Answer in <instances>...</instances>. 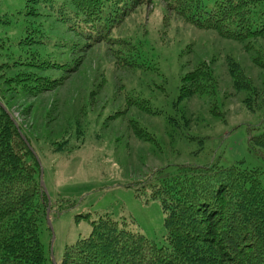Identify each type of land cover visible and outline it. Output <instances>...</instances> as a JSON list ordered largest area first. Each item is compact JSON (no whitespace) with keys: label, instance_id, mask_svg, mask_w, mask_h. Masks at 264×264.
<instances>
[{"label":"rangeland","instance_id":"obj_1","mask_svg":"<svg viewBox=\"0 0 264 264\" xmlns=\"http://www.w3.org/2000/svg\"><path fill=\"white\" fill-rule=\"evenodd\" d=\"M63 9L78 11L72 0H0V42L6 43L0 60L16 55L19 42L27 44L21 50L33 53L27 55L28 62L37 61L33 73L49 80L20 97L4 93L12 99L8 104L17 125L33 137L43 168L45 195L53 208L51 225L46 214L40 235L48 264H61L66 247L91 234V223L82 215L96 220L109 214L158 246H167L160 201L151 199L150 188L128 186L152 172L160 176L163 170V176H171L183 164H243L264 172V160L250 150L247 131L260 117L248 109L247 96L251 102L252 95L237 91L229 73L232 63L240 65L263 93L264 72L253 68L251 60L264 47V39L257 38L250 46L222 40L214 31L198 30L171 13L166 16L163 4L157 2L138 8L118 31L129 48L138 49L141 60L155 63L152 71L135 70L120 64L116 48L73 38ZM200 64L216 80L211 106L204 95L191 92L194 86L188 83L203 67ZM7 80L0 82V98L2 89L16 87ZM243 83L240 79L239 85ZM182 89L185 98L176 105ZM133 90L150 100L149 106L159 114L134 106L124 111L127 94ZM186 90L191 92L188 99ZM123 112L127 122L108 117ZM173 115L183 122L168 121ZM135 122L157 143L137 139L131 129ZM72 201L77 205L59 215L58 208Z\"/></svg>","mask_w":264,"mask_h":264},{"label":"trees","instance_id":"obj_2","mask_svg":"<svg viewBox=\"0 0 264 264\" xmlns=\"http://www.w3.org/2000/svg\"><path fill=\"white\" fill-rule=\"evenodd\" d=\"M72 1L78 11L63 9V13L69 21L66 26L73 31V38L82 43L90 40L95 46L116 48L120 64L134 66L135 70L152 71L155 63L146 64L141 60L136 55L138 49L135 46L129 48L128 40L122 39L118 31L138 8L157 2L163 4L166 16L171 13L198 30L214 31L222 40L241 44L249 42L247 46H250L257 38L264 39V0H213L211 6L207 5V0ZM255 15L261 18L255 20ZM46 39L57 45L50 36ZM3 43L0 42V51L5 48L6 43ZM24 45L27 44L19 42L16 55L3 56L5 60H0V82L9 78L8 83L16 86L8 87V91L1 88L3 97L0 98L5 108L0 107V264H48L40 239L48 208L46 193L40 183L41 166L33 137L20 126L17 128L8 104L12 99L4 95L7 92L20 97L23 91L32 93L37 86L49 83L47 78L33 73L37 61H27V55L32 57L33 53L22 51ZM71 47L72 43L68 42L66 48L71 51ZM125 47L129 50L121 49ZM83 48H79L80 53L84 52ZM156 62L158 64V60ZM251 62L253 68L264 72V47L257 50ZM208 63L210 66L211 62ZM157 69L154 66V70ZM196 73L195 78L188 81L194 86L191 92L204 95L211 106L216 90L214 73H207L204 66ZM229 73L237 91L252 95L251 102L250 95L247 96L248 109L258 114L260 120L257 125L248 126V144L250 150L264 160V92L258 91L240 65L232 63ZM240 79L244 80L243 85H239ZM261 85L264 87V83ZM184 89L174 104L183 102ZM186 92L188 99L191 92ZM258 99L261 104L256 106ZM149 101L133 90L127 94L128 106L124 111L134 106L150 115L159 114L149 106ZM86 114L89 116L88 112ZM125 115L123 112L108 117L127 122L123 120ZM169 119L178 124L184 120H178L175 115ZM131 129L142 142L157 143L136 122ZM163 173L162 170L159 176L152 172L128 187L141 185V189L150 188L151 199L160 201L165 214L167 246H158L146 236L130 230L125 221H117L109 214L96 220L82 215L91 223V234L66 247L61 264H264V172L260 168H248L243 164L230 167L216 163L203 166L183 164L171 176H163ZM72 202L59 207L58 214L77 205ZM52 211L50 206V214Z\"/></svg>","mask_w":264,"mask_h":264},{"label":"bare ground","instance_id":"obj_3","mask_svg":"<svg viewBox=\"0 0 264 264\" xmlns=\"http://www.w3.org/2000/svg\"><path fill=\"white\" fill-rule=\"evenodd\" d=\"M0 107L1 108H3L4 110H5V108H4V105L0 102ZM12 120L14 121V123H15V125L17 126V128H18V125H17V121L12 117ZM20 132V134H21V131H19ZM21 136H22V138H23V140L25 141V143L28 145V146H30L29 145V143L27 142V140L23 137V135L21 134ZM32 151L34 152V150L32 149ZM34 154H36L35 152H34ZM36 157H37V159H38V162H39V164H40V168H41V171H40V183H41V185H42V187H43V190H44V192L45 191H47L46 190V188H45V185H44V181H43V172H42V165H41V162H40V160H39V158H38V156L36 155ZM49 215H50V205H49V202H48V208H47V216L49 217ZM50 219V218H49ZM48 221V220H47Z\"/></svg>","mask_w":264,"mask_h":264},{"label":"water","instance_id":"obj_4","mask_svg":"<svg viewBox=\"0 0 264 264\" xmlns=\"http://www.w3.org/2000/svg\"><path fill=\"white\" fill-rule=\"evenodd\" d=\"M42 172H43V170H42ZM46 193H47V191H46ZM47 220H48V223H49V225H51V223H50V219H49V217L47 216ZM54 264H56V263H54Z\"/></svg>","mask_w":264,"mask_h":264}]
</instances>
